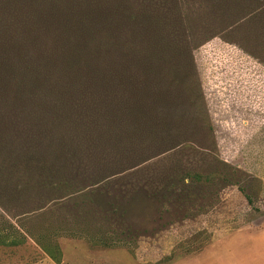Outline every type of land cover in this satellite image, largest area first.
I'll use <instances>...</instances> for the list:
<instances>
[{
    "label": "rangeland",
    "instance_id": "rangeland-1",
    "mask_svg": "<svg viewBox=\"0 0 264 264\" xmlns=\"http://www.w3.org/2000/svg\"><path fill=\"white\" fill-rule=\"evenodd\" d=\"M72 3L82 12L91 7L90 20L108 16L116 45L103 40L105 45L92 51L100 40L94 26L88 57L101 61L98 70L66 68L67 78L47 76L30 85L21 102L0 104V123L13 140L0 148V239L26 241L23 256L33 263L46 256L35 236L45 227H65L62 221L69 220L85 235L55 240L62 256L74 255L76 264H86L76 259L84 253L116 257L115 264H140L133 255L155 261L145 264H249L247 257L258 255L261 246L254 233L234 232L202 249L211 229L216 233L226 223L264 221V168H256L258 173L226 163L229 155L238 156V141L246 136L244 122L233 119L229 108L235 94L245 98L242 87L248 79L255 85L258 79L264 82V0ZM132 20L141 23L133 31ZM148 22L151 27H143ZM51 37V31L44 37L48 46ZM162 40L167 47L163 70L153 50ZM199 84L214 131V152L207 149ZM134 96L147 101L150 125L124 129L127 122H111ZM257 121L246 126L264 125V118ZM20 145H35L37 154L53 158L52 187L44 186L36 169L31 175L37 183L27 187L29 173L19 158L25 146ZM70 149H87L82 154L95 157L72 160L64 153L63 159L56 158ZM10 152L18 159H9ZM194 172L213 182L193 184L189 177ZM61 179L65 185L57 187ZM89 190L96 194H82ZM156 192L165 196L158 198ZM115 205L120 208L116 214L109 210ZM124 229L137 234L134 245L98 244L99 236ZM11 250L15 255L18 248Z\"/></svg>",
    "mask_w": 264,
    "mask_h": 264
},
{
    "label": "trees",
    "instance_id": "trees-1",
    "mask_svg": "<svg viewBox=\"0 0 264 264\" xmlns=\"http://www.w3.org/2000/svg\"><path fill=\"white\" fill-rule=\"evenodd\" d=\"M87 9L88 10L82 12V9L75 6L72 0H0V104L5 101L15 104L17 101L21 102L23 100L22 98L26 95L27 88L30 85L34 86L46 80L48 78L47 76L57 73L59 77L67 78L68 76L64 75L68 74L66 68L77 67V70L80 68H89L94 72L98 70L101 66V61L98 63L94 59L88 57L90 54L89 42L96 33L92 32L91 28L98 26L96 39H100L97 44L95 42L92 51H97L102 48L105 45L103 40L108 41V45L112 47L116 45V42L113 35L114 31H110V28H107L109 22L111 24L110 18L105 15V21L104 19L94 21L92 18L90 20L86 14L91 11V7H87ZM107 19L109 20L108 22ZM138 23L140 22H133L132 20L130 30L133 31ZM145 26L150 28L151 23H144L143 27ZM105 29L106 31L104 32ZM49 31L53 34V37L50 38L52 41V45L50 46L46 45L47 40L45 41L44 39V37H49ZM109 32L112 34H108ZM159 39H162V37ZM162 42L163 44L158 46V41L153 50L155 56H157L156 65L158 69L163 70L162 67L166 61L165 51L167 47L163 40ZM42 47L48 49L46 50V48L43 49ZM74 71H76V69ZM175 74L176 73L173 72L174 76ZM199 95L203 101V107L205 108V113L202 115L201 120L203 121L206 136L210 143L207 149L210 152H214V131L212 124L208 120L210 116L206 113L207 106L204 105V93L200 88V84ZM131 100L134 101L125 110L121 111L119 115L112 117L110 121H116L117 125L120 122H127L126 126L123 125L124 129H144L150 125V116L145 109L147 101L143 102L142 99L136 96ZM198 120L200 121V118H198ZM9 138L11 137L8 131L4 130V126L0 123V143L8 144V146L0 145V148H7L13 143V140H9ZM20 146H25V152L22 153V156H19V158L21 159L20 161L25 163V171L29 173L26 180L27 187L29 188L32 182L37 183L38 178L35 179L31 175L32 171L35 169L38 170L37 174L42 177V182H47L46 184L44 183V186L52 187V179L56 178V173L53 172L54 168L52 167L53 158L44 153L37 154L36 149L39 148L35 147V145ZM84 150L70 149L68 150L69 152L62 151L56 153V158L59 159L60 157L63 159L64 157L62 154L64 153L67 158L72 160H81L83 158L93 159L95 157L93 155L84 156V154H82ZM7 157L9 159H18V157L12 155L11 152ZM226 163L237 169L236 166L228 162ZM190 175L191 177L189 178L191 182L196 185L200 183L211 184L213 182V177L211 176H203L197 172ZM49 179H51V181ZM99 181L100 180L92 183L94 184ZM168 183L170 186L173 182L169 181ZM168 183L165 184V188ZM57 185V187L64 186L65 180H59ZM238 189L243 192L239 186ZM79 190L81 189L74 191L76 192ZM82 194L90 196L96 193L93 190H89ZM161 195L163 196L160 197L159 194H157V197L163 198L165 196V194ZM174 195L175 198H177L180 194ZM243 195L247 202L251 203L250 197L247 194ZM109 210L112 212L114 211L116 214L120 208L115 205L109 207ZM62 222L65 224V227H45L46 231L40 232L36 236L35 234L32 235L29 231L27 232L30 236L36 237L35 240L42 252L52 258L56 263H59L62 257L61 249L55 240L56 236L66 235L70 237H79L80 235H85V232H82L83 229L79 230L70 227L69 220H64ZM136 238L137 234L134 230L124 229L121 231H110L109 234L105 233L96 239L99 240V245L114 247L129 245V243H133L134 245L136 243ZM20 241L19 239H0V255L3 256L5 261L17 260L26 262V257L23 256L25 255V249L22 250L24 242L26 241ZM12 247L18 248L15 255L12 254Z\"/></svg>",
    "mask_w": 264,
    "mask_h": 264
},
{
    "label": "crops",
    "instance_id": "crops-1",
    "mask_svg": "<svg viewBox=\"0 0 264 264\" xmlns=\"http://www.w3.org/2000/svg\"><path fill=\"white\" fill-rule=\"evenodd\" d=\"M264 76V74H263ZM245 86L242 87V90L245 92L246 96L244 99H241L239 94H235V97L230 105V111L233 113V119H242L244 125L242 127L244 138L242 141H238V150L239 154L236 157L234 153L228 156L227 162L236 166L238 168H242L245 170L256 171V168H264V125L261 123L259 119L264 118V82H261L260 79L256 80L258 85H255L251 82V79H248ZM252 83V84H251ZM247 97V98H246ZM236 114V116H235ZM252 120H258V124L260 126L251 127ZM250 124L246 126V124ZM254 123V121H253ZM232 133H235L236 130L233 128L230 130ZM252 131V132H251ZM235 147V145L233 146ZM240 151L242 153H240ZM261 170V169H260ZM258 172V171H256ZM258 173L264 175V170ZM264 179V176H263ZM241 197V196H240ZM244 199V196H242ZM220 229L216 233L213 229L211 238L207 246H205L202 250L209 249L214 245V243L222 238H225L227 235L232 234L234 232H248L254 233L253 238L257 241H261L259 253L255 257H247L249 264H264V221L255 223H247V224H233L226 223L224 225H220ZM222 231V232H221ZM202 250L200 252H202ZM199 252V253H200ZM198 254V253H197ZM195 254V255H197ZM78 258H81L86 264H112L116 263V257H110L105 254H81L77 255ZM140 264L145 263H154L153 258L143 257L140 255H133ZM194 256V255H192ZM73 256H62L61 261L56 263L49 256L41 257L39 260L33 263H26L24 261H8L4 260L3 256L0 255V264H76L75 258ZM229 262L222 263L228 264ZM230 264H246L239 262H234Z\"/></svg>",
    "mask_w": 264,
    "mask_h": 264
}]
</instances>
